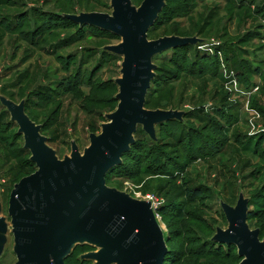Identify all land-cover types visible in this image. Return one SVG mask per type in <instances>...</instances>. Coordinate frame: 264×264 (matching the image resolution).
<instances>
[{
	"label": "rangeland",
	"instance_id": "rangeland-1",
	"mask_svg": "<svg viewBox=\"0 0 264 264\" xmlns=\"http://www.w3.org/2000/svg\"><path fill=\"white\" fill-rule=\"evenodd\" d=\"M112 11L111 0H0V96L26 102L61 158L73 141L89 146L117 110L123 61L106 49L119 35L68 15ZM161 12L150 40L199 41L153 57L145 107L184 114L158 123L155 139L139 125L136 147L107 184L153 202L168 247L163 264H239L237 246L214 237L229 226L222 204L244 195L248 224L264 238V0L169 1ZM18 130L0 102V202L9 222L14 185L34 170ZM16 261L10 233L0 264Z\"/></svg>",
	"mask_w": 264,
	"mask_h": 264
},
{
	"label": "water",
	"instance_id": "water-1",
	"mask_svg": "<svg viewBox=\"0 0 264 264\" xmlns=\"http://www.w3.org/2000/svg\"><path fill=\"white\" fill-rule=\"evenodd\" d=\"M167 0H111L112 13L68 15L80 24L94 25L121 37L107 50L123 57L118 108L107 115L101 133L90 134V145L80 150L72 142L63 158L43 135V126L26 112V102L0 96L1 104L18 124L24 147L36 170L14 185L9 216L0 202V258L14 236L15 264H66L78 245L92 251L81 255L92 264H163L168 254L164 230L151 200L138 199L107 184V175L122 162L135 143L139 125L156 138V125L183 112L147 109L146 97L155 77L153 57L175 46L197 43L195 37L167 36L150 40L149 30ZM229 226L218 228L214 240L237 246L239 264H264V238L248 224V199L236 206L222 204Z\"/></svg>",
	"mask_w": 264,
	"mask_h": 264
},
{
	"label": "trees",
	"instance_id": "trees-1",
	"mask_svg": "<svg viewBox=\"0 0 264 264\" xmlns=\"http://www.w3.org/2000/svg\"><path fill=\"white\" fill-rule=\"evenodd\" d=\"M169 1H177L178 2V0H167V2H166V5H165V7L163 8V10H162V12H161V15L163 14V12L165 11V10H167L168 9V2ZM160 15V16H161ZM160 18V17H159ZM159 18L157 19V21L156 22H158V20H159ZM156 22H155V24H156ZM154 24V25H155ZM47 25V24H46ZM153 25V26H154ZM88 26H90V25H88ZM151 30V29H150ZM149 30V31H150ZM27 109V108H26ZM133 147L135 148L136 147V143L133 145ZM128 154L126 153L125 154V156H127ZM31 165H32V167L34 168V170H33V172L36 170L35 169V164L32 162L31 163ZM111 172V171H110ZM110 172L108 173V175H107V179H109V174H110ZM199 192L198 191H194V196H196V197H198L199 196ZM250 216V215H249ZM87 249H93V247L92 246H90V245H81V246H77L76 248H75V250H74V252L72 253V255L71 256H69L67 259H66V264H88L89 263V261H87V260H82L81 258L80 259H77L76 261L74 260L73 261V259H72V257L74 256V254L79 250V251H85V250H87ZM233 250H235V249H233ZM239 259H241L240 257H238Z\"/></svg>",
	"mask_w": 264,
	"mask_h": 264
}]
</instances>
